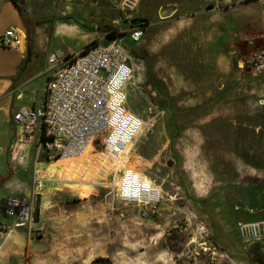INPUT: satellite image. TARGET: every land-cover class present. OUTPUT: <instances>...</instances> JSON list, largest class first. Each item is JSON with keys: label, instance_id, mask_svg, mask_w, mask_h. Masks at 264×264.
<instances>
[{"label": "rangeland", "instance_id": "rangeland-1", "mask_svg": "<svg viewBox=\"0 0 264 264\" xmlns=\"http://www.w3.org/2000/svg\"><path fill=\"white\" fill-rule=\"evenodd\" d=\"M28 2L49 31H69L60 42L70 50L146 20L137 44L124 37L139 62L126 108L145 118L148 96L163 114L127 164L163 192L157 215L143 218L106 186L116 161L87 152L45 162L34 143L14 156V128L0 125V264H264V242L247 245L236 228L264 218V60L250 68L257 52L238 39V12L215 15L210 0ZM7 198L29 207L24 225L5 214Z\"/></svg>", "mask_w": 264, "mask_h": 264}, {"label": "built area", "instance_id": "built-area-1", "mask_svg": "<svg viewBox=\"0 0 264 264\" xmlns=\"http://www.w3.org/2000/svg\"><path fill=\"white\" fill-rule=\"evenodd\" d=\"M221 1L213 0L212 10H220ZM108 34L67 56L51 53L47 59L51 77L43 96L33 106L19 107L12 114L19 136L33 138L37 157L41 155L45 162L78 158L88 152L110 164L124 156L127 164L125 149L131 148L163 114L148 96H144L148 113L145 118L126 108V85L130 82L138 89L134 82L139 62L134 61L125 47L124 37L137 44L143 28L130 27L122 36L108 37ZM105 41L108 43L103 45ZM20 45V32L14 27L7 28L0 36L1 47ZM263 60L264 51H260L249 59L250 68L259 67ZM127 165L114 167L109 173L113 185L106 186L114 191L116 201L137 207L141 217L157 215L162 188ZM43 181L35 174L37 192L43 188ZM6 200L5 214L18 221L15 227L24 225L22 220L27 219L29 207L21 199ZM234 209L238 212L242 208L237 205ZM243 209L250 215L257 213L250 207ZM5 227L0 226V230ZM236 228L243 243L264 242V218L238 222Z\"/></svg>", "mask_w": 264, "mask_h": 264}, {"label": "crops", "instance_id": "crops-1", "mask_svg": "<svg viewBox=\"0 0 264 264\" xmlns=\"http://www.w3.org/2000/svg\"><path fill=\"white\" fill-rule=\"evenodd\" d=\"M230 2L232 1L222 0L220 10L232 9L238 12V39H250L251 46L246 45L248 51H264V0ZM209 4L212 13H220V10H212L213 0H210ZM30 9L28 0H18V6L12 0H0V36L7 28L14 27L18 29L21 37V45L18 48L0 46V125L14 128L13 134L17 138L14 156L22 150L24 157H27L28 152L24 150L22 143L35 144V141L33 138L19 136L18 127L12 121V114L19 107L33 106L43 96L51 77L47 62L51 53L67 56L84 47L78 50L65 48L60 39L66 37L69 31L61 29L52 33L45 26L47 20L38 21ZM254 198L261 199L258 195ZM15 231L14 233H17Z\"/></svg>", "mask_w": 264, "mask_h": 264}, {"label": "bare ground", "instance_id": "bare-ground-1", "mask_svg": "<svg viewBox=\"0 0 264 264\" xmlns=\"http://www.w3.org/2000/svg\"><path fill=\"white\" fill-rule=\"evenodd\" d=\"M134 1L135 0H123V5H126L127 3H130V5H132V6H134V5H136L137 4V2L139 1V0H136V2L134 3ZM134 148H135V146H133L132 148H128V149H125V151L123 152V155H125V153L127 152L128 154H129V156H132L134 153H133V150H134ZM87 153V152H86ZM86 153H84V154H86ZM83 154V155H84ZM82 155V156H83ZM122 155V156H123ZM82 156H80V157H82ZM80 157H78V158H80ZM78 158H59V159H56V160H54V161H50V162H56V163H58L59 161H68V160H75V159H78ZM125 159V157L123 156V158H120V160H117L114 164H115V168H117V167H120V166H126L127 164L125 163V161L126 160H124ZM73 162H75V161H73ZM127 167H129L128 165H127ZM55 171H53V172H51V174L52 173H54ZM81 176V175H80ZM113 185V184H112ZM15 202V201H14ZM14 205V204H13ZM27 209V208H26ZM193 241V240H192ZM194 242V241H193Z\"/></svg>", "mask_w": 264, "mask_h": 264}, {"label": "trees", "instance_id": "trees-1", "mask_svg": "<svg viewBox=\"0 0 264 264\" xmlns=\"http://www.w3.org/2000/svg\"><path fill=\"white\" fill-rule=\"evenodd\" d=\"M12 2L18 6V0H12ZM146 24V20L144 19H135L133 21V25L134 26H138V27H141V28H144V25ZM109 34H108V37L112 36V35H116V34H119L120 36L123 35V33H118L116 30H113V29H109ZM157 105V104H156ZM158 106V105H157ZM159 107V106H158ZM252 193V192H250Z\"/></svg>", "mask_w": 264, "mask_h": 264}]
</instances>
